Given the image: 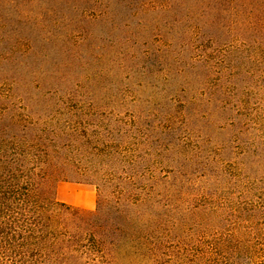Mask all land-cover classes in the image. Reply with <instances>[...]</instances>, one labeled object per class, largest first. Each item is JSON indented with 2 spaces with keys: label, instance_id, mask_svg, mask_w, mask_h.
<instances>
[{
  "label": "rangeland",
  "instance_id": "374dc122",
  "mask_svg": "<svg viewBox=\"0 0 264 264\" xmlns=\"http://www.w3.org/2000/svg\"><path fill=\"white\" fill-rule=\"evenodd\" d=\"M70 1L81 34L74 56L55 39L46 58L26 56L8 75L0 72V136L26 138L31 121L58 120L74 164L60 171L54 198L89 211L101 176L129 169L142 151L137 134L123 131L128 122L170 126L153 133L154 145L170 144L163 154L175 179L171 199L160 198L171 208L167 223L160 210L164 244L154 264H190L196 247L207 249L211 237L219 245L224 236L235 240L216 251L240 250L241 257L217 264H264V118L254 112L264 94L254 88L258 73L264 84V0ZM62 3L0 1V12L10 13L14 37H31L24 14L63 10ZM197 107L207 114L184 113ZM155 157L156 167L146 165L153 171L161 166Z\"/></svg>",
  "mask_w": 264,
  "mask_h": 264
},
{
  "label": "trees",
  "instance_id": "16d2710c",
  "mask_svg": "<svg viewBox=\"0 0 264 264\" xmlns=\"http://www.w3.org/2000/svg\"><path fill=\"white\" fill-rule=\"evenodd\" d=\"M0 1L11 3L13 0ZM57 2H63V10L47 6L43 11L24 14L31 37L24 34L14 37L16 34L8 28L10 13L0 12V72L8 75L16 65L23 64L20 62L26 56L44 55L46 58L49 52L46 44L55 39L60 40L56 41L60 42L62 52L74 56L76 52L72 47L77 46L81 35L72 27L78 6L70 0ZM57 10L62 12L61 18ZM84 13L85 9L81 11ZM54 28L59 31L51 30ZM53 65L58 66L57 62ZM262 77L263 73H258L254 79L255 94L259 89L264 91ZM9 80L13 81V78ZM56 92L55 88L51 90L52 95ZM191 102L198 105L194 96ZM263 102L264 94L261 93L254 107L255 119L264 118ZM184 113L194 116L207 114L198 107L187 108ZM42 121H31L26 138L20 136L16 140L17 134L0 136V264L156 263L158 251L164 244L157 235L162 223L160 210L165 212L163 222L167 223L171 208L168 202L160 204V198L171 199L175 179L169 171L170 160L164 158L170 144H161V141L154 145L153 133L158 129L170 133V126L165 128L163 123L149 124L145 120L128 122L129 127L123 131L132 130L137 134L134 138L142 145L141 153L128 162L129 169L124 167L120 171L104 173L95 183L98 188L97 206L93 210L80 211L54 198L60 171L64 173L74 161L62 147V125L54 120L53 123L59 127L56 130L51 120ZM153 152L155 154L151 155ZM156 154L161 156V166L153 171L146 165L148 160L157 161ZM155 161L153 164L157 163ZM190 162L195 165L197 161L190 158ZM142 164L144 166L141 167ZM164 167L168 170L162 172ZM63 173L61 178L66 177ZM230 239L235 240L232 236L222 237L219 245L214 238L207 239V249L196 247L190 264H217L225 259L240 258V250H232L229 256L227 251H216L220 246L228 247ZM182 263L180 261L179 264Z\"/></svg>",
  "mask_w": 264,
  "mask_h": 264
}]
</instances>
